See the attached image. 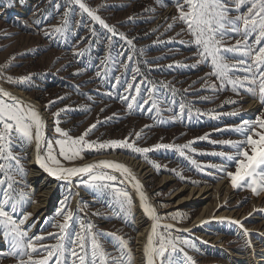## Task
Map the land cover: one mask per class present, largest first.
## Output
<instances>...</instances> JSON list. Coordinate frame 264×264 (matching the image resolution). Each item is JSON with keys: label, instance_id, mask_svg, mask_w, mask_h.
<instances>
[{"label": "rangeland", "instance_id": "rangeland-1", "mask_svg": "<svg viewBox=\"0 0 264 264\" xmlns=\"http://www.w3.org/2000/svg\"><path fill=\"white\" fill-rule=\"evenodd\" d=\"M83 3L96 10L109 26H114L115 34L92 20L71 0H0V80L11 88L25 90L40 102V107L48 114L46 139L49 140L60 138L55 132L57 118L53 114L66 109L58 117L59 127L73 137L96 124L86 140L101 143L127 140L135 147L148 149L157 144L178 146L194 141L183 150L185 155H181L177 147L136 153L117 146L85 149L82 158L73 161L60 159L62 164H70L104 153H124L144 162L153 169L144 178V185L163 221L187 226L208 203L210 214L232 210L240 224L222 217L203 220L189 230L159 228V233L191 240L195 248L180 246L193 257L195 264H228L233 262L232 253L238 251L253 257L264 256L259 255L262 253L259 250L264 248V192L256 195L248 187L233 188L225 172L210 167L226 164L223 157L213 153L235 151L231 146L212 141L243 140L244 137L232 129L242 121L264 116V104L258 92L256 96L244 89L234 92L228 80L222 82L210 75L213 72L210 60L201 59L200 49L186 25L174 19L179 15L175 0H83ZM66 11L69 12L66 31L53 32L54 26L62 25ZM46 32L49 35H45ZM120 33L131 40L132 45ZM237 39L243 38L225 37L224 44L226 47L234 45ZM82 50L83 54L79 55ZM225 55L230 65L242 58L237 53ZM135 69H139V73ZM245 74L244 69L239 68L229 72V78L242 79ZM22 76L30 79L19 83L7 79ZM129 83L139 84V93L134 89L126 91ZM249 86L246 84L245 88ZM256 87L258 89V84ZM125 96L136 99L122 100ZM128 103L133 104L132 109L127 107ZM205 134L207 138L200 139ZM33 144L14 141L12 152L22 158L24 171L8 172L15 181L12 189L0 187L20 201L15 213L17 220L24 212L32 214L21 226L28 236H45L43 241H34L37 245L57 243L48 233L59 232L52 225L63 223V215H57V210L66 202L73 217L67 229L69 233L80 231L81 223L86 232L90 223L91 234L108 255L109 264L113 257L120 258L123 264H135L140 225L138 198L132 186L117 173L101 169L116 175V186L131 195V208L122 209L111 189L101 191L91 184L81 183L88 179L82 174L72 183L60 181L58 199L49 211L41 214L34 209L41 200V187L31 176ZM226 170L234 172L235 167L228 164ZM220 182L228 187H217ZM206 184L212 186L208 191L212 193L210 196L179 202V197L188 195L189 187ZM176 214L180 215L173 219ZM121 237L127 241V248L123 250L120 249ZM12 242L10 236L5 238L0 233V264H19L20 258L10 254ZM68 243L66 238V247ZM39 255L33 253L34 258ZM23 259L27 260V256ZM65 264H70V260L66 259Z\"/></svg>", "mask_w": 264, "mask_h": 264}, {"label": "snow or ice", "instance_id": "snow-or-ice-1", "mask_svg": "<svg viewBox=\"0 0 264 264\" xmlns=\"http://www.w3.org/2000/svg\"><path fill=\"white\" fill-rule=\"evenodd\" d=\"M71 2L78 5L83 12L107 29L109 33L115 34L114 26H109L97 15L96 10L89 8L83 3V0H71ZM175 2L179 15L174 19H179L186 25V30L193 36L195 45L200 49L199 56L201 59L210 60L213 68L210 75L217 76L222 82L228 80L234 92L244 89L253 96H256L258 92L259 99L264 104V0H175ZM185 8H187L186 11ZM232 12H236L237 15L232 16ZM68 15L69 12L66 11L62 25L54 26L53 32L62 34L66 31ZM172 27V24L168 26L169 29ZM92 34L95 35V32L93 31ZM45 35H49V33L46 32ZM119 35L127 40L123 33ZM231 36H241L243 39H237L234 45L226 47L224 38ZM127 43L132 45L131 40H127ZM229 52L240 54L242 58L237 59L236 63L230 65L226 62L225 55ZM78 54L82 55L83 50ZM128 59L131 60L132 57L129 56ZM101 64H104V61H101ZM123 66L127 67V65ZM239 68H243L246 73L243 78H229V72ZM134 71L139 73V69ZM97 75H100V73L98 72ZM7 79L10 82L19 83L29 80L30 77L22 76L15 79L7 77ZM135 79L136 76L133 75L132 80L135 81ZM246 84L251 86L245 88ZM132 89L139 93L140 85L135 84L134 86L129 83L126 91ZM121 99L135 101L136 97L125 96ZM50 103H54V101ZM229 103H236V101H229ZM127 107L132 109L133 104L128 103ZM153 107H155V104H153ZM65 110L60 109L53 114L57 118L55 132L59 134L60 138L46 139L44 135L45 121L35 105L27 104L0 88V187L12 189L15 181L7 175L8 172L12 170L24 171L20 163L22 158L12 152L14 141L21 144H32L34 142L38 166L52 177L58 180L71 181L72 177H80L82 174H86L88 179L82 180L81 183L91 184L92 187L101 191L111 189L113 195L119 200L120 207L130 209L132 198L129 192L116 186L114 183L118 179L116 175H111L101 169L117 170L123 174L124 180L131 183L137 190L143 212L153 221L144 248L147 264H195L193 257L188 255L184 248L180 246L195 248V244L191 240L172 237L170 233H159L157 231L160 227L170 229L173 226L159 224L162 217L157 214L155 207L150 204L146 193L143 191V185L126 165L101 160L79 167H65L60 159L73 161L82 158L81 153L85 149L95 147L100 150L117 146L131 149L136 153H148L153 149L177 147L181 150V155H185L183 150L189 148L194 141L178 146L157 144L153 146V149L135 147L127 140H109L102 143L89 141L86 140V137L96 128V124L90 125L80 136L73 137L69 135L67 130L59 127L58 117L60 112ZM180 111H184L183 104L180 105ZM232 131L243 136L244 139L238 141H212V143L231 146L235 151L233 153H213V155L223 157L226 164L223 166L210 165V167L225 172L230 178L233 188L248 187L254 194L259 195L260 192H264V116H257L253 121H242ZM206 138L207 134L200 139ZM42 144L43 154H41ZM188 159L191 160V157H188ZM191 163L196 165L197 168H201L195 160H191ZM228 164L235 167L234 172L226 170ZM155 167L159 168L160 166L155 165ZM172 171L175 172L176 170L173 169ZM177 174L179 175V173ZM4 177H7V179ZM181 179H183L182 176ZM124 180H121L120 183L123 184ZM193 183L197 182L193 181ZM19 203L20 201L14 200L7 190H0V233L5 238L11 237L13 242L10 254L20 258L19 264H50V262L52 264H65L66 259L70 260V264H77V261L79 264H109L108 255L97 242L95 235L91 234L93 226L90 223L87 225L86 232L83 223L80 225V231L75 233L67 231L69 222L73 217L66 202H62L61 208L57 210V215H63V223L52 225L57 227L59 232L48 233L49 237L57 241V243L51 245H37L34 241H43L45 236L29 237L27 231L21 227L32 214L24 212L22 218L17 220L15 213ZM30 203H35V201H30ZM178 215L180 214H176L172 218L176 219ZM234 223L240 224L239 221H234ZM241 227L243 226L241 225ZM245 232H247L246 229ZM154 237L157 238L155 242ZM66 238L69 241L67 247L65 245ZM119 239L121 240L120 249H126L127 241H124L122 237ZM40 252H44L46 255H39ZM33 253H37L39 258H34ZM24 256H27V260L23 259ZM111 264H123V261L120 258L113 257L111 258Z\"/></svg>", "mask_w": 264, "mask_h": 264}, {"label": "bare ground", "instance_id": "bare-ground-1", "mask_svg": "<svg viewBox=\"0 0 264 264\" xmlns=\"http://www.w3.org/2000/svg\"><path fill=\"white\" fill-rule=\"evenodd\" d=\"M0 88H3L4 90L8 91L13 96L19 98L20 100L24 101L27 104L35 105L36 109L39 111L41 117L45 121L46 127L44 129V135L46 137L48 114L46 111H44L42 109V107H40V105H41L40 102L38 100L32 98V96L28 92H26L25 90H22L20 88H11L1 80H0ZM41 154H43V144H42ZM31 155H32L31 165H33V167H32L33 170H32L31 176L34 179V181H36L37 184L41 187V193H40L41 200L34 205V209L39 211L41 214H43V213L49 211L52 208V206L55 204L56 200L58 199V197L60 195L59 182L65 181V182L72 183L75 180V178H77V177H72L71 181L58 180V179L52 177L51 175H49L43 169H41L38 166V163L36 160L35 143L33 144L32 148H31ZM101 160L114 161V162L126 165L131 170V172L134 174V176L143 185V191L146 193L150 204L153 207H155L156 212H157V206H156L155 202L153 201V199H152L150 193L148 192L147 188L145 187L144 181H143L147 175H149L153 172V169L148 168L144 162H141L140 160L134 158L133 156H129V155H126L124 153H118V154L104 153L101 155L93 156V157H91L87 160H84L82 162H75V163L63 164V165L65 167H79V166H82L84 164L96 163V162L101 161ZM109 170L117 173L118 175H120L124 178V176L121 172L114 170V169H109ZM222 183L220 182L217 185V187H222V186H224V188L228 187L226 184L223 185ZM129 184L134 189L135 194L138 198V203H139L138 211H139L140 231L138 232V235H137V261L135 264H147V258H146L145 253H144V248H145V245L147 244V236L151 231L153 221L150 218H148L145 215V213L143 212L137 190L133 187V185L131 183H129ZM211 189H212V186L207 185V184L202 185V186H191V187H189L188 195L181 196L178 198V200L180 203H186L189 200H197V199L202 200V199H205L212 194L211 192L208 193V191ZM209 207H210V203L206 204L204 206V209L202 210V212L199 215H197L196 218L193 220V222L187 226H180V225H177L173 221H163V220H160L159 224L160 225H162V224L172 225L174 228H176L178 230H183V229L189 230L192 227H195L197 224H199V222H202L203 220H206V219L216 220V219H219L222 217H228V218H231L235 221L240 222V219H238L236 216H234V213L232 212V210L224 209L217 214H213V213L210 214V213H208ZM157 231L159 232V228L157 229ZM156 239L157 238L154 237V242L156 241ZM217 241H218V239H217ZM221 243H224V242L221 241ZM259 251L262 252V253H259V255L264 254V248H262ZM231 252H233V251H231ZM232 261L233 262H229L228 264H264V256L253 257L251 254L250 255L244 254V252L238 251V252L232 253Z\"/></svg>", "mask_w": 264, "mask_h": 264}]
</instances>
